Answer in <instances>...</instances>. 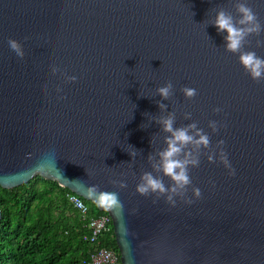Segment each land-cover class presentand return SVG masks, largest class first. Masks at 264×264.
I'll list each match as a JSON object with an SVG mask.
<instances>
[{
  "label": "water",
  "instance_id": "95a60500",
  "mask_svg": "<svg viewBox=\"0 0 264 264\" xmlns=\"http://www.w3.org/2000/svg\"><path fill=\"white\" fill-rule=\"evenodd\" d=\"M233 3L0 0V186L40 175L93 202L112 217L122 264H264V82L225 51L227 33L207 26L220 7L236 15ZM249 3L264 23V0ZM9 39L23 45V59ZM257 39L264 33L249 37L245 50L264 57ZM52 65L76 82L53 76ZM169 81L174 96L161 101L156 89ZM183 87L197 96L185 99ZM157 101L176 112L175 127L195 121L212 148L223 140L236 169L229 177L202 155L190 172L202 198L190 206L136 193L142 172L151 171L148 156L165 147L154 119L167 112ZM210 120L226 127L212 133ZM92 185L118 192L123 209L98 206L87 196Z\"/></svg>",
  "mask_w": 264,
  "mask_h": 264
},
{
  "label": "clouds",
  "instance_id": "9594fccd",
  "mask_svg": "<svg viewBox=\"0 0 264 264\" xmlns=\"http://www.w3.org/2000/svg\"><path fill=\"white\" fill-rule=\"evenodd\" d=\"M233 7L236 15L220 7L216 10L215 18L207 26L209 24L214 26L218 34L227 33L225 36V51L238 55L239 64L254 82H264V57L258 56L255 51L245 50L249 37H260L264 33V23L261 22L249 0H234ZM8 45L19 59L25 57V51L21 43L14 39H9ZM256 47H264V39H257ZM57 73L63 77L66 84L75 83L77 80L75 75H67L59 67L52 65L51 74L56 76ZM55 91L58 100L66 99L65 96L60 95L63 91L61 87L58 86ZM180 91L187 100L194 99L198 94L197 90L191 87H183ZM45 92L47 93V85H45ZM156 95L161 97V101L172 100L174 96L173 83L169 81L158 87ZM161 101H157V106L161 113H166L168 105ZM213 111L219 114L223 109L217 107ZM184 118L191 119V113H185ZM154 120L161 125L162 131L167 134L164 137L165 147L155 155L150 154L148 156L151 171L142 172L139 183L136 186L137 194L142 197H155L153 203L163 198L165 203L173 208L176 207L178 199L186 205H192L202 198L201 189L192 186L193 182L190 175L191 169L200 166L202 155L207 156V161L210 164L218 162L223 165L229 177L236 175V169L232 166L225 151V142L220 140L215 145V148H212L209 134L203 128L198 127V122L194 121L186 127H175V111L167 112L166 115H161ZM222 127H226V124L216 120L208 122V128L211 129L212 133H217ZM133 149L128 154L132 157V161H135L140 152L135 148ZM129 166L131 167V164ZM164 178H167L170 183L165 184ZM112 184L120 190L127 188V183L124 180H114ZM212 187H215L214 183ZM190 188L191 198H189ZM87 196L102 208L108 210L123 209L118 192L102 191L99 186L92 185L88 187Z\"/></svg>",
  "mask_w": 264,
  "mask_h": 264
},
{
  "label": "trees",
  "instance_id": "16d2710c",
  "mask_svg": "<svg viewBox=\"0 0 264 264\" xmlns=\"http://www.w3.org/2000/svg\"><path fill=\"white\" fill-rule=\"evenodd\" d=\"M68 194L75 193L40 175L13 188L0 186V264H81L95 247L120 257L112 223L94 247L84 239L89 230ZM80 198L90 215L106 212Z\"/></svg>",
  "mask_w": 264,
  "mask_h": 264
},
{
  "label": "built area",
  "instance_id": "2783aa9c",
  "mask_svg": "<svg viewBox=\"0 0 264 264\" xmlns=\"http://www.w3.org/2000/svg\"><path fill=\"white\" fill-rule=\"evenodd\" d=\"M71 206L78 212L80 218L85 222L89 233L84 237L89 241L92 247L97 243L98 238L108 229L112 223V217L105 212L99 215H90L89 206L76 194H68L67 196ZM81 205H83L81 207ZM81 264H122L120 257L111 249L105 247H95L89 253Z\"/></svg>",
  "mask_w": 264,
  "mask_h": 264
}]
</instances>
